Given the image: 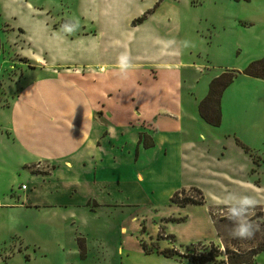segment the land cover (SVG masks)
I'll use <instances>...</instances> for the list:
<instances>
[{"label": "rangeland", "instance_id": "1", "mask_svg": "<svg viewBox=\"0 0 264 264\" xmlns=\"http://www.w3.org/2000/svg\"><path fill=\"white\" fill-rule=\"evenodd\" d=\"M147 10L150 12L144 20L133 25ZM159 39L193 67H184L183 73L196 83L195 92L201 87L202 78L198 82L195 79L202 73L243 69L264 56V0H0V87L4 81L19 79L26 84L42 77L44 71L35 68L36 62L31 60L32 53H39L46 58L53 55L62 64L58 67L64 61V66L72 69L69 73L60 71L54 80L56 84L93 97L120 85L119 97L128 98L138 91L133 88V73L109 67L94 74L88 72L87 64L98 60L100 55L105 58L158 49L155 43ZM207 63L213 68L205 67ZM92 66L94 70L98 67ZM171 74L175 73L157 72L158 81L170 84L175 81L170 80L169 77L175 76ZM252 152L258 156L257 164L248 155L241 164L247 167L246 176L253 187L230 186L220 197L229 205L238 200L255 201L247 204L260 206L264 214V155L256 149ZM28 168L36 174L47 173L34 165ZM17 173L13 189H22L21 183L30 187L29 170L20 169ZM1 181L7 185L9 175L4 174ZM86 188L78 187L77 193L69 195L68 186L61 183L57 193L44 192L38 196L43 201L54 200L66 206L42 203L35 208L29 204L0 207V264H181L154 253L144 254L141 241L150 251L157 246L183 254L194 249L207 252L211 250L209 243L213 249H224L204 206L158 207L141 198L138 204L119 203L115 210H110L88 201V206H96L93 212L82 203ZM205 188L214 189L206 185ZM184 193L197 196L190 188ZM98 198L102 202H119L122 196L102 193ZM205 200L215 217L234 213L235 224L255 212L245 213L232 207L227 211L206 196ZM170 205L178 206L171 201L166 203ZM185 215L187 218L178 222V216ZM218 227L225 235L238 230L227 222ZM260 235L258 230L252 238L258 240ZM78 236L84 238V258L79 256ZM198 242L204 245L198 246ZM255 263L264 264V249L255 256Z\"/></svg>", "mask_w": 264, "mask_h": 264}, {"label": "crops", "instance_id": "2", "mask_svg": "<svg viewBox=\"0 0 264 264\" xmlns=\"http://www.w3.org/2000/svg\"><path fill=\"white\" fill-rule=\"evenodd\" d=\"M155 44L158 49L149 52L100 55L87 64L88 72L94 74L109 67L133 73V88L138 91L128 98L119 97L120 85L93 97L56 84L60 71L69 73L72 69L64 66V61L58 67L62 64L56 57L39 53H32L31 60L36 62L35 68L44 71L42 77L26 84L19 79L4 81L0 87V207L66 206L38 197L44 192L57 193L64 183L69 195L87 186L82 202L85 207L94 201L100 208L115 210L116 204H138L139 199L147 198L158 207L204 206L209 212L207 200L184 207L166 203L176 191L196 187L204 199L206 196L225 205L220 196L230 186L253 187L246 176L247 167L241 164L248 154L235 139L264 155V78L237 74L221 94L220 124L214 126L200 117L198 103L207 94L210 80L222 69L202 73L195 79L202 78L201 87L194 92L196 83L183 73L184 67H193L172 48H166L165 41L159 39ZM93 64L98 66L96 70ZM207 66L213 68L210 63ZM160 71H173L175 76L169 78L175 81H158ZM140 133L152 140V146L138 143ZM31 165L47 173H33L28 168ZM20 169L29 170L32 184L21 183L25 188L14 190ZM4 174L10 177L5 186L1 181ZM102 193L122 199L102 202L98 198ZM251 202L255 201L234 204ZM95 207L88 206V210L94 212ZM179 217L185 220L187 215ZM155 255L181 264H198Z\"/></svg>", "mask_w": 264, "mask_h": 264}, {"label": "trees", "instance_id": "3", "mask_svg": "<svg viewBox=\"0 0 264 264\" xmlns=\"http://www.w3.org/2000/svg\"><path fill=\"white\" fill-rule=\"evenodd\" d=\"M157 4L158 2H156L152 9H155ZM149 12L150 10H147L144 12V14L136 18L134 20L136 23H133V25L142 22L146 17V14ZM239 73L264 78V56L252 60L245 68L241 70L225 69L210 80L207 94L198 103V113L200 117L208 124L214 126L220 124L219 102L221 94ZM235 141L236 144L239 145L252 158V162L257 164L258 156H254L252 150L238 139H235ZM139 142L142 143L144 147H149L153 144L152 140H150V138L144 133L139 134L138 143ZM190 189L197 194L196 197L186 195L184 193L185 189H181L176 191L171 196L170 201L177 204L179 207L204 204L205 199L202 191L196 187H190ZM181 195H183V197H180ZM95 205L97 206V204ZM231 207L234 210H240L245 213L252 210H255V212L247 215L242 223L235 224L233 223L234 219L236 218L234 213L227 212L226 214H221L218 217H215L212 215L211 210L209 209V215L216 230V235L218 238H220L224 245L223 250H220L217 247L213 249L212 243H209L211 250L207 252L194 249L185 254L180 253L173 248L159 249L157 246L154 248V250L150 251L146 249L145 243L142 241L140 243V247L146 254L155 253L164 257H184L188 261L198 264H256L255 256L264 249V214L261 211L262 208L254 204H225L220 209H225L228 211ZM184 218L185 217H179L178 222L184 220ZM224 222L232 224V226L238 228V230H235L236 232L228 235L223 234L218 225ZM258 230H260L261 235L258 240H254L252 236L257 234ZM172 237L174 236L172 235ZM76 240L79 249V256L80 258H84V238L78 236L76 237ZM197 245L203 246L204 244L198 242ZM218 257H220V259H217Z\"/></svg>", "mask_w": 264, "mask_h": 264}, {"label": "built area", "instance_id": "4", "mask_svg": "<svg viewBox=\"0 0 264 264\" xmlns=\"http://www.w3.org/2000/svg\"><path fill=\"white\" fill-rule=\"evenodd\" d=\"M43 167H45V168H46V165H44ZM20 187H21L22 189H24V188H25V185H24V184H22V185H20Z\"/></svg>", "mask_w": 264, "mask_h": 264}, {"label": "clouds", "instance_id": "5", "mask_svg": "<svg viewBox=\"0 0 264 264\" xmlns=\"http://www.w3.org/2000/svg\"><path fill=\"white\" fill-rule=\"evenodd\" d=\"M241 234H243V233H241Z\"/></svg>", "mask_w": 264, "mask_h": 264}]
</instances>
